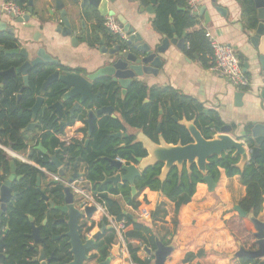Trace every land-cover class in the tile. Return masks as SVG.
I'll return each instance as SVG.
<instances>
[{
	"label": "trees",
	"instance_id": "trees-1",
	"mask_svg": "<svg viewBox=\"0 0 264 264\" xmlns=\"http://www.w3.org/2000/svg\"><path fill=\"white\" fill-rule=\"evenodd\" d=\"M10 0H7L9 2ZM23 12L26 10L28 0H12ZM241 4L243 23L247 29H254L257 25L256 11L253 0H237ZM185 0H158L155 10L154 28L161 34L169 35L168 18L172 16L175 27L179 32L188 31L197 26V18L192 17L187 11L180 12L184 8ZM103 21V20H102ZM105 31V30H104ZM106 32V31H105ZM185 54L188 57L194 55L198 57L199 62L205 67L208 63V57L211 55L209 43L205 37L203 29L195 30L186 35ZM0 47L4 50L18 48L17 42L8 34L0 33ZM22 63L19 57L6 56L0 52V72L9 68H16ZM54 66L39 67L29 74L27 87L21 93V99L17 102L16 96L20 93L23 86L21 76L8 81L2 89L0 97V144L10 147L12 151L22 152L28 147L22 130L31 123L32 114L30 109L39 96L40 89L44 81L54 72ZM2 79L0 77V85ZM63 86L60 83H54L46 90L44 94L45 105L51 106L56 101H60L63 95ZM100 92L96 104L87 106V108H100L103 106H112L118 118L111 119L108 116L100 117L96 123L93 133L89 138V146L81 149V144L73 146H64L56 138L58 133V123L55 117L50 118L52 111L38 119V126L33 132L38 133L36 144L41 145L52 153L57 148H62L57 159L63 161L65 157H71V161H81L86 165L85 180L91 185V191L96 202L105 208L106 212L121 221L126 220L127 230L124 238L127 241V250L132 264H150V260H141L137 253L139 247L130 244V240L139 241L149 248H154V235L151 228L143 223H133L123 215L122 206L112 197H122L124 203L132 210L138 211L146 208V200H139V196L144 190L157 192L174 204L175 214L182 206L187 205L196 192V186L203 184V178L195 165L186 169L184 164L181 171L172 168L166 178L159 179L161 165H155L144 170L139 178L135 180L136 195L131 196V189L128 184H104V180L115 174V169L110 167L108 160L119 159L125 164H135L136 158H144L146 153L142 146L136 142L134 136L126 138H112V134L122 132L125 134L126 127L141 130L152 141L157 142V127L160 126V134L167 144H177L181 142L186 145L191 139L185 128L179 126L172 120V116L178 120H194L196 127L201 131L205 138H212L214 132L208 128L213 123L216 126H222L221 121L213 112L204 114V108L197 101L183 96L173 88H147L145 84L133 81L125 97L121 99L120 89L108 80H102L94 87V93ZM146 101V102H145ZM72 103L65 105L63 112L66 126H72L75 122H83L85 111L75 112L70 118L67 110ZM162 111V115L159 112ZM251 146V145H250ZM36 167L19 164L18 175L22 179L13 185L12 190L16 196L12 199V205L8 207L3 219V227L6 228V234L3 237L5 244V254L8 256L6 264H37L31 262L34 253L28 249L31 240L28 238L30 233V221L36 226H42L46 219V225L42 226L40 236L46 238L47 247L45 248L47 258H51L49 264H68L72 260L69 253L67 239L61 237L66 231L64 223L57 220L63 216L55 210H51L49 205L40 199L36 191V178L44 177L39 168L45 169L51 174H56V168L49 163V160L39 152L30 157ZM237 160L230 155L221 158H211L206 166L207 173L216 183L219 177V169H223L227 177L239 176L242 185L245 187V196L238 206L243 212L259 215L262 209L264 199V142L259 146V156L255 161L245 165L242 171L235 168ZM2 172V173H1ZM9 172V165L4 153L0 150V181H3ZM44 193L49 198L60 205L62 203L63 186L61 184H49ZM140 193V195H139ZM107 224L106 220H103ZM234 239L242 244L247 250L256 248L255 238L253 237L254 227L246 219L235 215L224 221ZM83 223V230L89 233L94 227V223L86 226ZM130 227V229H129ZM58 236L57 241L52 237ZM115 239L112 230L105 232L95 246L99 254V261H103L109 256V250ZM201 256V253L186 254L183 262L192 261L195 257ZM239 264H264L262 259H250L242 257L238 260Z\"/></svg>",
	"mask_w": 264,
	"mask_h": 264
},
{
	"label": "water",
	"instance_id": "water-1",
	"mask_svg": "<svg viewBox=\"0 0 264 264\" xmlns=\"http://www.w3.org/2000/svg\"><path fill=\"white\" fill-rule=\"evenodd\" d=\"M69 1L73 9L67 11L63 0H53V10L51 7L45 8L46 17H41L34 11L33 0H28L26 10L21 16H15L13 14L4 15L8 19V23L21 25L25 30H33L36 28L43 29L45 25L54 24L57 29L56 32L59 33L62 38H69L72 44H78L79 41H81L82 43L87 42L94 45V43L98 41L97 46L102 48L100 54L106 57L104 59V66L99 68L95 73L85 77L79 73L54 70L42 84L40 94L35 98V102L30 109V113L32 114L31 123L22 130V133L33 132L35 130L39 113L43 117L47 111H52L49 117H55L54 121L56 122L61 120L65 105L72 103L67 113L70 118H72L75 112L85 111L84 124L88 128L87 137L90 138L98 118L108 116L111 119H115L113 114L114 108L112 106L87 108L88 105L91 106L98 101L100 92L94 93V87L97 83L102 80L110 81V83L119 87L120 96L121 99H123L129 85L136 78L157 75L162 67L160 56L168 50L170 45L180 51L184 50V41L183 39H177L173 28H171L173 34L171 38L166 34H162L160 42L155 43L153 40L146 42L121 18H118V21L123 27V36L113 35L108 31L100 33L97 29H93L87 33L85 20L95 21L96 17L105 19L113 15L109 5H113L116 0ZM130 1L138 3L139 14L145 12L153 15L155 13L154 7L158 0ZM210 1L212 8L218 12V14L223 15L225 10L216 6V0ZM253 5L256 11L257 25L254 28L253 35L248 37L249 45L252 50L247 56L239 53L237 57L245 73L249 71L251 66L253 67V64H256L259 67V72L264 81V0H253ZM202 12H205V8H201L199 14ZM8 23L2 21L0 23V31L6 32L13 37L14 26L7 29L6 26ZM94 26H96V23ZM78 34H80L79 37H77ZM33 40L35 41L36 39L33 38ZM2 50V47H0V51ZM4 54L10 57H19L22 59V63L16 68L12 67L0 72V77L2 79L0 95L3 86L16 76H21L23 80V86L20 89L21 94L25 87H27L29 74L33 70L39 67L58 66L57 60L47 55L43 48H38L36 51L17 48L15 50L4 51ZM32 54L34 56H32ZM57 82L63 86L61 100L56 101L51 106H47L45 105L44 94L48 87ZM259 91V97L264 101V88H260ZM20 94L17 96V99H20ZM243 95V93L238 92L236 98H241ZM169 113L174 122L185 128L191 142L186 145H182L181 142L177 144H167L160 134V126L157 127V142L152 141L141 131V133H138L134 138L145 151V157L136 158L135 164L129 165L119 159L108 160L110 167L115 169V174L106 178L103 182L104 184L109 183L113 186L124 183L128 184L131 189V196L134 197L136 195L135 180L139 178L142 172L147 168L161 165L162 168L159 179L163 181L172 168L181 171L185 164L187 170H190L192 165L197 167L198 172L203 178V182L206 184L207 191L212 192L215 187V182L206 170L209 159L230 155L237 160L235 168L242 171L247 163L255 161L259 156V146L264 142L263 125H256L251 130V138L242 141L236 140L230 136V126H216L211 123L208 128L215 134L212 138H205L196 127L194 120H186L185 118L178 120L172 116L171 110H169ZM204 113L207 112L204 111ZM159 114H162V111H160ZM62 124L64 125V123ZM59 132H61L60 129ZM127 136V134L118 132L112 134L110 137L119 139L122 137L126 138ZM86 142L88 143V140ZM252 143L256 146L249 148ZM34 150L51 160L49 163L56 168L55 175L58 179L51 181L50 184L56 185L59 184V181H62L64 184L62 203L60 205H55V203L40 189V176H37L36 179V191L40 199L47 203L51 210H55L63 216L57 221L64 223L66 226V231L61 237L67 239L69 253L72 255V260L68 264H86L88 261L92 260L89 252L96 251V244L105 232L112 230L111 226H107L105 222H102L98 232L89 238H82L79 232L81 221H89L92 214L96 211V208L94 206H85L81 198L78 197L71 188L73 183H78L84 179V176L77 171L78 160L76 159L72 166L70 163L64 164L62 161H59L56 156L47 154V150L41 143H38L37 146L34 147ZM9 167V176L3 181H0V264H6V260L8 259V256L5 254V244L3 241L6 231L1 232L3 219L7 207L11 206V200L16 196V193L12 194L13 184L21 179V177H16L17 167L15 161L11 160L9 162ZM70 171H72V174L68 175ZM234 210L238 216L246 218L253 225V237L255 238L256 248L254 250H247L237 241L238 250L232 255V258L237 260L242 257L255 260L264 259V221L258 220L253 214L247 215L238 205L234 207ZM122 213L126 218L131 219L134 223L136 222V219H133L125 211ZM29 221L31 230L28 234V238L31 240V243L28 244V249L34 253L30 261L37 264H49L51 258H47L45 252L47 240L40 236L41 228L46 225L47 220L45 219L43 221L42 226L34 225L31 218H29ZM55 239H58V237ZM154 246L155 248L152 250L144 245L143 252L146 256L153 258L154 264H165L173 252L174 247L172 245H164L157 237L154 238ZM118 254L119 245H113L109 256L97 264H109L113 256H118Z\"/></svg>",
	"mask_w": 264,
	"mask_h": 264
},
{
	"label": "crops",
	"instance_id": "crops-1",
	"mask_svg": "<svg viewBox=\"0 0 264 264\" xmlns=\"http://www.w3.org/2000/svg\"><path fill=\"white\" fill-rule=\"evenodd\" d=\"M63 1L67 11L73 9L69 0ZM6 2L7 0H0V23L2 21L9 22L4 16L7 13L2 11V5ZM33 2L34 11L41 17H46L47 15L45 8L51 7L53 10V0H33ZM215 4L225 10L223 15L218 14L212 8L210 0H200L198 16L196 17L197 26L188 31L179 32L175 27L172 16H169L167 25L168 36L170 38L173 36L171 32V28H173L177 39H183L185 50L187 33L203 29L219 43L233 47L237 55L241 53L247 56L252 50L248 37L253 35L254 29L247 30L245 27L241 4L237 0H216ZM109 8L113 14L110 16L115 17L118 23V18L123 19L143 40L146 42L152 40L155 43L160 42L162 34L154 28L155 13L153 15L145 12L139 14L138 3L130 0H116L113 5H109ZM201 8H205V12L199 14ZM154 10H156V5ZM178 11L185 12V4L184 8H180ZM94 22L85 20L87 33L95 29ZM103 22L104 19L102 25ZM13 26V39L17 42L18 48L34 51L38 48H43L47 55L57 60L58 66L55 67L57 70L79 73L85 77L95 73L104 66L106 57L100 54L102 48L97 46L98 41L94 45L87 42L82 43L81 41L78 44H72L69 38H62L56 32V25L54 24L45 25L43 29L25 30L21 25L8 23L6 28ZM104 30L107 31L105 28ZM0 33L6 32L0 31ZM79 36L80 34L77 35V37ZM33 38L36 40L34 41ZM184 50L180 51L170 45L168 50L160 56L162 67L157 75L138 77L134 81L145 84L147 88H173L181 95L197 101L207 113L213 112L221 121L222 126H230V136L234 139L245 141L248 140L247 138H251V130L256 125L264 126V101L259 97V90L264 88V81L259 72V67L253 64V67L251 66L249 71L245 73L250 86L236 90L226 78L209 71L212 61L211 55L208 57L207 65L203 67L197 56L188 57ZM32 56L34 55L32 54ZM238 92L244 95L241 98H236ZM207 113L204 114L207 115ZM113 114L115 119L118 118L115 109ZM99 119H97V122ZM84 125V123L76 122L73 126L55 134V138L64 145H68L71 141H77L78 143L83 139ZM86 129L88 133L87 126ZM138 133H141V130L126 127L125 134L128 136L136 137ZM24 134L28 143L25 151L13 152L10 148L3 150L8 160L36 167L31 161L30 155L36 145L38 133L28 132ZM254 146L256 145L252 143L249 148ZM39 170L44 174L43 178L40 177V189L44 191L48 188L51 181L54 180L52 177L54 174L42 168H39ZM77 171L84 176V179L77 186L93 197L91 185L85 180L86 165L78 161ZM218 171L219 177L215 183L214 190L209 192L205 183L198 184L191 201L187 205L182 206L177 214H175L173 203L161 194L147 189L141 195L139 193V200L145 199L147 202L145 207L150 213V219L147 221H140L137 211L127 206L122 197L111 196V198L122 206L123 211L133 219H136L135 223H143L151 228L154 238L157 237L164 245H172L174 247L165 264H239L237 259L232 258V255L238 250L237 241L226 228L224 221L237 215L234 207L244 198L245 187L242 185L239 176L227 177L223 169ZM70 174H72V171L68 173V175ZM59 184L64 186L62 181H59ZM86 203L85 206H94L96 208L86 225L90 226V224L94 223L92 230L85 234V237L89 238L98 232L105 218L101 207L91 201ZM257 219L264 221V199ZM82 222L84 223L85 221L83 220ZM129 243L139 247L137 256L141 260L149 259L150 264H154L153 258L146 256L143 252V244L135 240H130ZM113 245H119V254L118 256H113L109 264H132L126 243L115 239ZM112 246L109 253L112 250ZM154 248L151 249L153 250ZM198 252L201 253V256L195 257L192 261L183 262L186 254H197ZM89 255L92 260L86 264H97L100 262L98 260L99 254L96 251L89 252ZM262 260L264 261V259Z\"/></svg>",
	"mask_w": 264,
	"mask_h": 264
},
{
	"label": "built area",
	"instance_id": "built-area-1",
	"mask_svg": "<svg viewBox=\"0 0 264 264\" xmlns=\"http://www.w3.org/2000/svg\"><path fill=\"white\" fill-rule=\"evenodd\" d=\"M200 6V0H185V9L188 14L192 17H197L198 9ZM2 11L7 14H13L15 16H21L23 11L16 6L13 1L6 2L2 5ZM103 27L111 34L117 36H123V30L121 25L117 22L115 17L108 16L104 19ZM205 37L209 43L211 49V65L209 71L226 78L230 85L236 90H241L250 86L249 80L242 69V65L237 57V53L233 47L226 44H221L217 40L211 37L208 32H205ZM54 180H57V176L52 175ZM79 184L81 183L78 182ZM78 183H73L71 185L72 190L78 195L84 205L86 202H93V204L101 207L103 209L104 218L109 226H111L112 231L115 234V239L120 240L122 243L127 241L124 238V234L127 230L126 220H117L115 217L110 216L105 208L99 205L94 197L89 196L85 190L77 186ZM138 219L140 221H147L150 219V213L146 208L137 211ZM114 239V240H115ZM128 251V250H127Z\"/></svg>",
	"mask_w": 264,
	"mask_h": 264
},
{
	"label": "flooded vegetation",
	"instance_id": "flooded-vegetation-1",
	"mask_svg": "<svg viewBox=\"0 0 264 264\" xmlns=\"http://www.w3.org/2000/svg\"><path fill=\"white\" fill-rule=\"evenodd\" d=\"M102 20L103 19H101L100 17H96L95 18V23H96V27H95V29H97L100 33H104L105 31H104V27H103V25H102ZM4 34H7V33H4ZM19 47V46H18ZM3 49V48H2ZM17 49V48H16ZM12 50H15V49H12ZM4 51H7V50H2V51H0L1 53H3L4 54ZM5 55V54H4ZM54 70H57L56 68L54 69ZM59 71H62V70H60V69H58ZM26 88V87H25ZM24 91V90H23ZM20 94V93H19ZM19 94H17V96L19 95ZM21 95V94H20ZM2 96V90H1V95H0V97ZM17 96H16V100H17V102L21 99V96H20V99H17ZM39 117H41V114L39 113V115H38V117H37V121H38V119H39ZM63 117V116H62ZM36 121V122H37ZM57 123H58V126H57V128H58V132H59V129L60 130H63V129H65V128H67V127H71V126H66L65 124H66V121L64 120V118H62L61 120H58L57 121ZM62 123H64V125L62 124ZM76 123V122H75ZM74 123V124H75ZM81 123H83V122H81ZM73 124V125H74ZM72 125V126H73ZM37 126H38V122H37ZM35 129H36V127H35ZM83 132H84V136H83V139H82V141H80V142H78L79 144H81V149H85V148H87L88 146H89V137H87L86 136V133H87V129H86V125H84V129H83ZM1 140V139H0ZM88 140V143L86 142ZM75 144H77V141H71L68 145H64V146H73V145H75ZM35 146H37V144L35 145ZM34 146V147H35ZM5 148H10V147H6V146H3L2 144H0V150L4 153V155H5V151L3 150V149H5ZM11 149V148H10ZM62 151V148H57V149H55V151H53L52 153H49L48 151H47V154H49V155H51V156H56V157H58V155H59V153ZM13 152H15V151H13ZM34 152L35 153H37L38 151H35L34 150V148L32 149V153H31V155H30V157L31 156H33L34 155ZM56 152V153H55ZM42 155V154H41ZM44 156V155H43ZM5 157H6V160H7V162H8V165H9V162L11 161V160H8V158H7V156L5 155ZM46 157V156H45ZM47 158V157H46ZM48 159V158H47ZM71 157H65V159L62 161L64 164H67V163H70L71 164V166L75 163V161H71ZM49 160V159H48ZM19 164H21V163H19V162H17V161H15V165H16V167H17V171H16V177H21V179H22V176H20V175H18V171H19ZM26 165V164H25ZM2 173V172H1ZM9 174H10V167H9V172L6 174V176H5V178L4 179H6L8 176H9ZM20 179V180H21ZM37 179V178H36ZM19 180V181H20ZM18 181V182H19ZM37 181V180H36ZM17 182H15L14 184H16ZM13 184V185H14ZM44 192V191H43ZM12 194H14V192H13V190H12ZM45 195L46 196H48L49 197V195L48 194H46L45 193ZM11 205H12V200H11ZM9 207V206H8ZM8 207H7V209H8ZM83 223H81V227H80V229H79V232L81 233V236H82V238H84L85 237V232H84V230L82 229L83 227ZM4 231H6V228L5 227H2L1 228V232H4ZM56 237H58V236H55V237H52V240H54V241H57L58 239H60L59 237H58V239H55Z\"/></svg>",
	"mask_w": 264,
	"mask_h": 264
}]
</instances>
